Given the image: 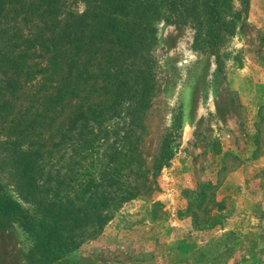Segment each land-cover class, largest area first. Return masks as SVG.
<instances>
[{"label":"rangeland","instance_id":"1","mask_svg":"<svg viewBox=\"0 0 264 264\" xmlns=\"http://www.w3.org/2000/svg\"><path fill=\"white\" fill-rule=\"evenodd\" d=\"M59 2V21L90 13L86 29L109 13L105 0ZM201 2L151 0L128 17L113 15L112 26L128 30L130 45L137 48L128 62L131 90L138 91L147 72L153 82L150 106L141 115L143 128L137 130L143 166L123 171L117 186L125 194L129 183L137 184L134 200L108 213L91 207L96 193L111 192L98 183L112 147L127 148L123 136L137 116V103L129 97L101 126L80 122L72 127L68 121L63 130L69 141L61 153L36 166V188L18 164L20 152L28 149L15 145L22 134L0 131V187L33 221L45 220L49 206L58 207L54 195L44 191L52 186L51 173L72 187L74 179L88 184L83 202L63 203L61 217L54 211L57 220L51 225L59 240L79 247L67 248L53 264H264V0H226L227 27L218 43H212ZM40 3L0 0V94L14 79L6 74L8 61L1 51L26 52L25 71L15 77L20 87L4 99L13 104L9 119L26 114L33 120L38 112L51 135L85 94L60 108L53 123L47 97L55 94L63 75L51 78L52 53L35 42L52 36L45 7L34 6ZM101 132L105 139H98ZM157 159L165 160L158 172ZM35 243L19 221L0 218V264H39L41 255L30 252Z\"/></svg>","mask_w":264,"mask_h":264},{"label":"trees","instance_id":"2","mask_svg":"<svg viewBox=\"0 0 264 264\" xmlns=\"http://www.w3.org/2000/svg\"><path fill=\"white\" fill-rule=\"evenodd\" d=\"M145 1L149 5L151 4V0H105L109 13L106 14V18L94 20L93 25L96 27L93 26L91 29L85 28V20L90 17V13L81 18L70 14L68 17L65 16L66 20L61 21L60 18L59 21L58 17L62 15V11L58 12L59 0H40V4L34 5L38 10L42 6L45 7L44 16L51 18L50 29L52 30L51 37L39 36L35 41L36 45L39 44L43 49L52 53L49 65L51 78L54 75H63L55 87V94L47 97L50 100L51 109L54 111L53 118L51 117L53 123L55 124L63 112V110L59 112L60 108L73 106L71 105L73 99L79 97L80 93L85 94V98H81L83 101L71 110L63 124L61 123V126L58 127L59 132L54 134L48 135L46 121H39L38 112L35 113L33 120H29L26 114L21 115L23 119H27L26 123H24L25 120L19 122L22 120L21 116L12 118L13 120L9 119V116L12 117L15 112H13V104L10 101H4V99L8 94H16L15 91L19 89L20 86L16 84L18 82L15 77L19 78L23 74L29 56L24 51L17 53L15 48L1 51L8 61L6 74L10 72L14 79H10L4 88L5 94H0V101L3 100L0 103V131L9 132L12 135L18 132L22 134V140H15V145L20 149L23 146H28V149L20 152L18 164L22 167L24 179H29L33 184L32 188L37 187L35 184V180H37L36 166L44 159H51L53 154L61 153V148L69 141L65 140L67 136L63 130L68 121L67 124H71L72 127L78 126L80 122L84 124L91 122L101 126L115 115L116 108L129 97L137 103V116L131 128L123 136V142L127 148L124 146L112 147L111 162L104 167L101 182L98 183V188H109L111 192L96 193L93 200L95 203L91 207L93 211L108 213L109 210L118 207V204L134 200L139 196L137 184L133 186L132 183H129L130 190L125 194L119 193L120 189L117 186L121 184L123 177L120 176L124 173L123 171L131 170L135 165L138 168L143 166V158L138 148L140 138L137 130L143 128L141 115H144L150 106L153 82L150 73L147 72L146 76L141 78L142 85L139 86L138 91L131 90L132 80L129 77L133 68L132 64L129 65L128 62L133 52L136 57L137 48L130 45L132 37L128 34V30L114 27L112 22L114 14L124 18L130 16L129 14H135L136 11H141L142 8H145ZM225 1L202 0L201 2L202 8L210 18L207 28L211 33L212 43H218L223 27H227L223 19ZM100 23L103 25H99ZM31 40L26 39V43L29 44ZM64 45L65 47L60 48ZM67 47L70 50H67ZM0 91L3 92L1 89ZM95 94L98 97L97 100H93ZM104 136L105 134L101 132L98 139H105ZM104 141L99 140L101 144ZM102 161L99 160V162ZM164 161L163 159L156 160L154 164L156 172L165 165ZM52 176H55L56 179ZM124 177L129 179L128 176ZM49 180L52 186H47L44 191L54 195L59 205L55 204L58 206L57 209L50 206L47 208L45 220L33 221L25 210L0 187V218H14L27 230L36 242L35 249L30 251L31 254L35 252L41 255L39 264H53L66 255L69 250L67 248L77 249L79 247V243L75 244V241L73 244H68L59 240L61 238L57 236L58 229L52 227L51 223L57 220L54 214L55 210H57L56 215L63 216V203H66V206L74 205L75 200L82 201L89 191L88 184H80L75 179L74 187L62 183L59 173L58 175L51 173ZM47 183L48 179L44 184L47 185ZM70 194L74 195V198L70 197ZM91 200L92 198L89 201L90 204L93 202ZM87 204L89 203L87 202ZM100 218L102 215L98 221L101 220ZM104 218L107 220L109 216ZM101 227L102 224L99 229Z\"/></svg>","mask_w":264,"mask_h":264}]
</instances>
